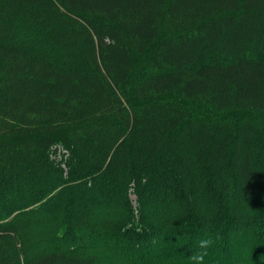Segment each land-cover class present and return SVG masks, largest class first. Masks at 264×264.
Wrapping results in <instances>:
<instances>
[{
    "label": "trees",
    "instance_id": "obj_1",
    "mask_svg": "<svg viewBox=\"0 0 264 264\" xmlns=\"http://www.w3.org/2000/svg\"><path fill=\"white\" fill-rule=\"evenodd\" d=\"M209 237L264 264V0H0V264Z\"/></svg>",
    "mask_w": 264,
    "mask_h": 264
},
{
    "label": "clouds",
    "instance_id": "obj_2",
    "mask_svg": "<svg viewBox=\"0 0 264 264\" xmlns=\"http://www.w3.org/2000/svg\"><path fill=\"white\" fill-rule=\"evenodd\" d=\"M219 237H216L218 239ZM214 239L209 237L199 241V248L201 251L193 253L189 259L192 261V264H205V257L208 255L207 249L212 246Z\"/></svg>",
    "mask_w": 264,
    "mask_h": 264
}]
</instances>
